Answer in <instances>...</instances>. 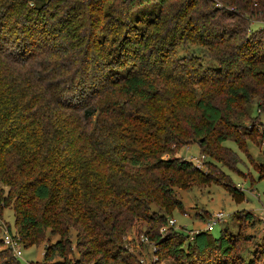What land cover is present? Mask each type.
<instances>
[{
  "label": "trees",
  "instance_id": "trees-1",
  "mask_svg": "<svg viewBox=\"0 0 264 264\" xmlns=\"http://www.w3.org/2000/svg\"><path fill=\"white\" fill-rule=\"evenodd\" d=\"M180 43L216 66L178 57ZM253 102L264 116V0H0L9 232L24 247L46 243L43 264H139L122 243L144 223L173 259L197 253L184 264H256L232 255L237 240L222 231L188 239L165 216L183 212L178 190L238 192L213 170L238 162L225 141L245 147L257 134L239 121ZM195 140L212 170L178 155ZM0 248V264H21Z\"/></svg>",
  "mask_w": 264,
  "mask_h": 264
},
{
  "label": "rangeland",
  "instance_id": "rangeland-1",
  "mask_svg": "<svg viewBox=\"0 0 264 264\" xmlns=\"http://www.w3.org/2000/svg\"><path fill=\"white\" fill-rule=\"evenodd\" d=\"M205 51V48L197 43H180L176 48L178 57L193 55L204 67L216 66V63L210 60ZM247 106L248 117L239 121L257 134L246 140L245 147H241L231 140L225 141L223 145L236 153L238 162L235 169L223 168L217 164L223 171L219 167L213 170V174H216L220 181L229 183L230 179L232 186L238 192H233L216 182L205 186H192L187 190H178L177 196L182 202L183 212L175 208L165 216L167 219H174L176 223L173 227L190 239L194 236L195 231L205 230L211 215L222 212L224 220L214 226V229L210 231L211 236L217 238L222 231L224 235L237 240L232 255L241 253L243 258L248 261L252 258L253 253L256 264H264V254L261 253L264 251V175H261L259 169L260 165L264 169V116L259 114L255 102L247 104ZM197 144L198 141L195 140L194 143L182 147L178 155L192 162L193 157L201 155ZM166 156L169 157V155ZM210 159L209 156H205L200 169L203 171L212 170L207 164ZM247 211L252 212V220L244 218V212ZM8 225L10 231L15 232L14 214L9 207L0 212V236L4 229H8ZM148 229L147 223L135 225L128 230L122 243L123 249L128 254L133 253L139 264H142L141 261L144 264H184L189 259L195 258V255L197 256L195 252V254H190L189 257L180 260L173 259L160 245L155 243V240H143L148 235L150 236ZM49 238L51 242L57 240V236L54 235H49ZM72 241L73 243L75 241L74 233ZM200 243L203 248L205 245ZM45 246L46 243H41L38 246H23L19 262L21 264H43ZM81 262L88 264L85 260Z\"/></svg>",
  "mask_w": 264,
  "mask_h": 264
},
{
  "label": "built area",
  "instance_id": "built-area-1",
  "mask_svg": "<svg viewBox=\"0 0 264 264\" xmlns=\"http://www.w3.org/2000/svg\"><path fill=\"white\" fill-rule=\"evenodd\" d=\"M205 160V155L201 154L199 157H193L192 162L194 165L198 168H201L203 165V162ZM224 220V215L222 212H216L213 215L210 216L209 221L206 224V228L204 231H212L214 229V226L217 223H220ZM176 221L174 219H168L167 224L169 226L175 225ZM162 231V230H161ZM197 233V231L194 232V234ZM144 241H147L148 239L145 237L143 239ZM0 241L3 243V246L8 248L11 254L16 258L20 259L22 257V249H23V243L20 241V238L16 236L14 233L9 232L8 229L3 230V234L0 236ZM142 264L143 261H141ZM31 264V263H27Z\"/></svg>",
  "mask_w": 264,
  "mask_h": 264
}]
</instances>
